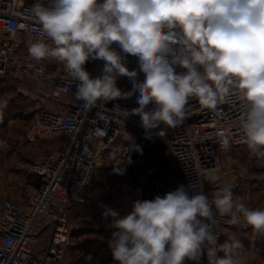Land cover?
Returning <instances> with one entry per match:
<instances>
[{
    "label": "clouds",
    "instance_id": "obj_1",
    "mask_svg": "<svg viewBox=\"0 0 264 264\" xmlns=\"http://www.w3.org/2000/svg\"><path fill=\"white\" fill-rule=\"evenodd\" d=\"M27 14L51 41L31 42L30 56L63 63L76 83V99L86 107L138 92L139 107L122 113L139 116L147 136L161 124H182L193 99L216 110L236 97L243 143L264 161V0H36ZM121 52L138 58L142 82ZM89 60L104 61L101 76H90ZM176 65L186 71L176 73ZM118 76L130 78L132 91L117 87ZM222 145L228 148L229 140ZM199 188L189 185L193 192ZM189 189L180 185L163 197L137 200L129 214L113 220L118 231L109 247L116 264L198 262L205 249L208 264H247L238 237L218 247L213 228L227 217L229 225L264 235V208L248 207L231 184L214 191L211 200L202 190L189 195Z\"/></svg>",
    "mask_w": 264,
    "mask_h": 264
},
{
    "label": "built area",
    "instance_id": "obj_2",
    "mask_svg": "<svg viewBox=\"0 0 264 264\" xmlns=\"http://www.w3.org/2000/svg\"><path fill=\"white\" fill-rule=\"evenodd\" d=\"M35 2L0 0V79L11 83L21 98L38 105L25 136L29 143L50 149L28 165V175L38 178L39 183L26 187V201L4 197L0 202V264H70L67 256L78 229L71 212L80 204L91 203L87 189L106 151L117 142L123 146V153L113 172L119 166L123 172L128 171V153L135 145L161 144L175 162L186 189L189 185H199L198 191L202 190L211 200L214 191L231 184L234 196L240 198L246 176L227 157L229 151L246 146L241 130L242 105L236 97L218 105L216 110L205 109L193 99L182 124L174 129L161 124L146 136L139 116L125 118L122 113L139 107L138 92L86 107L76 99V83L71 81L63 63L54 58L36 60L30 56L31 42L43 39L51 43L40 33L38 22L27 14ZM43 3L47 4L48 0ZM112 47L121 51L115 43ZM121 54L129 70L137 71V82H142L144 73L139 69L138 58ZM103 66L102 60H89L85 69L92 78H97L102 75ZM174 68L178 74L186 71L179 65ZM117 87L130 92L132 81L118 76ZM153 107V104L148 106ZM161 130L165 131L164 136L158 135ZM224 138L229 140L228 148L222 145ZM129 159L138 163L132 154ZM255 185L252 183L251 188ZM137 191V195H143L141 188ZM198 191L189 189V195ZM156 196L163 197L164 192L153 191V198ZM242 202L250 208H262L247 199ZM227 219L219 220L213 228L218 247L223 245L226 230L252 228L229 225ZM49 229L52 231L49 244L37 252L41 234ZM217 255L222 258L224 252L218 251ZM190 263L208 264L206 249L198 262L190 260Z\"/></svg>",
    "mask_w": 264,
    "mask_h": 264
},
{
    "label": "rangeland",
    "instance_id": "obj_3",
    "mask_svg": "<svg viewBox=\"0 0 264 264\" xmlns=\"http://www.w3.org/2000/svg\"><path fill=\"white\" fill-rule=\"evenodd\" d=\"M6 108H11V111L20 117L22 126L16 124L15 131L18 135L21 134L20 138L22 137L23 140L28 142L25 136V130L33 123L38 105L35 102L21 98L19 92L16 88H13L11 83L0 79V109L4 110ZM49 150L48 148L37 149L34 153H31V156L35 158L43 151ZM122 153L123 146L120 142H117L112 148L106 151V154L101 159L98 173L87 189V194L91 197V203L84 204L83 211L77 215V218H73L74 224L78 228L75 234L81 232L80 228L90 226H95L97 227L96 229L106 232V219H104L106 215V200L110 203L113 199L110 196L106 198V185L108 186L107 191H118L119 197H115L114 199H117V202L127 207L134 205V202L137 201V188L142 189L144 196L154 200L153 191L160 190L165 195L167 192L175 190L178 186L182 185L181 175L173 164L165 167L152 165L147 169H143L139 163H131L129 155H134L133 149L128 153V171L123 172L119 176L116 173L118 169L113 172V168L115 163L121 159ZM227 157L232 165L246 176L244 181L246 179L247 181L255 179L256 185L252 189L250 188L251 192L248 195V201L264 208V161L255 159L246 146L229 151ZM245 169L247 170L246 172L244 171ZM151 173L152 175H150ZM135 196L137 197L135 198ZM105 234L101 235V238L104 240V246H101L102 242L97 243L98 245L94 244L90 249L91 252L86 255L82 254V256L75 255L72 251L69 254L70 258H68V260L71 259V261L69 260L70 264H79L78 258L85 260L84 264H106ZM232 236H236L240 240L243 251L247 254V264H264V235L254 233L252 228L249 230L231 228L225 231L223 244L228 242ZM88 257H91V259H87ZM185 264H191L190 260L186 259Z\"/></svg>",
    "mask_w": 264,
    "mask_h": 264
},
{
    "label": "crops",
    "instance_id": "obj_4",
    "mask_svg": "<svg viewBox=\"0 0 264 264\" xmlns=\"http://www.w3.org/2000/svg\"><path fill=\"white\" fill-rule=\"evenodd\" d=\"M16 124L22 126L20 117L15 115V113L11 111V108H6L4 110L0 109V141L7 142L6 146H0V202L4 197H10L17 201H26V187L29 185L36 186L39 183L38 178L28 175L27 168L33 158L31 153H34L37 149H44V146L41 144H32L23 140L22 137L20 138L21 134L18 135L15 131ZM116 173L120 176L123 174V171L118 170ZM251 182L254 183L255 179L244 181V186L240 191V198H242V200H248V195L251 192ZM107 187L106 185V198L109 196L113 197V199L119 197L118 191L109 192L107 191ZM136 197L137 196H135V198ZM113 199L110 203L106 200V215L104 216V219H106V232L96 229L97 227L95 226L80 228L81 232L74 236V244L69 250L68 258H70L69 254H71L72 251L75 255L82 256V254L86 255L91 252L90 249L94 244L98 245L97 243L102 242L101 246H104V240L101 238V235L106 233V264H116L112 258L109 247L110 241L113 239V233L118 231V229L112 226V222L114 219L124 218L129 214L133 209V205L127 207L117 202V199ZM136 199L143 201L146 198L144 195H138ZM84 207V204H80L74 208L71 212L72 219L77 218V215L83 211ZM111 211L118 213V216L113 217L110 214ZM51 235L52 231L50 229L41 234L36 247L37 252L41 251L49 244ZM69 260L71 261V259ZM78 260L79 264L85 263V260H81L80 258H78Z\"/></svg>",
    "mask_w": 264,
    "mask_h": 264
},
{
    "label": "trees",
    "instance_id": "obj_5",
    "mask_svg": "<svg viewBox=\"0 0 264 264\" xmlns=\"http://www.w3.org/2000/svg\"><path fill=\"white\" fill-rule=\"evenodd\" d=\"M133 154L138 159V163L141 168L147 169L152 165L161 167L173 164L178 170L175 162L168 156L166 147L158 144L153 146L148 145H135L133 148ZM152 175V173L150 174ZM145 200H151V198L145 196ZM224 237V236H223ZM223 242V239H222Z\"/></svg>",
    "mask_w": 264,
    "mask_h": 264
},
{
    "label": "water",
    "instance_id": "obj_6",
    "mask_svg": "<svg viewBox=\"0 0 264 264\" xmlns=\"http://www.w3.org/2000/svg\"><path fill=\"white\" fill-rule=\"evenodd\" d=\"M118 170L123 171V168L121 166L118 167Z\"/></svg>",
    "mask_w": 264,
    "mask_h": 264
}]
</instances>
